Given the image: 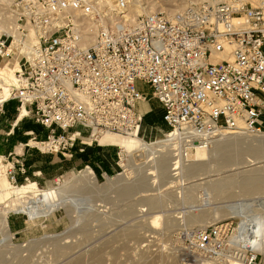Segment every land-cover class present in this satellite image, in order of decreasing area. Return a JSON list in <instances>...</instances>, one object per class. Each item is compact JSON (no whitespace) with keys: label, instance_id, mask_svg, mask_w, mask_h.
<instances>
[{"label":"built area","instance_id":"obj_1","mask_svg":"<svg viewBox=\"0 0 264 264\" xmlns=\"http://www.w3.org/2000/svg\"><path fill=\"white\" fill-rule=\"evenodd\" d=\"M129 4L13 1L0 59L12 57L14 29L23 46L19 60L29 69L16 72V87L0 106L18 101V117L25 110L21 120L33 117L48 131L44 141L33 138V148L71 158L77 142L100 145L97 136H133L144 120L140 104L149 100L162 107L169 129L164 137L178 130L181 145L207 148L224 132L264 131V2L199 0L174 14H143L135 21L128 16ZM83 16L95 31L89 47L83 44ZM31 33L34 45L28 44ZM220 54L228 59H215ZM118 149L116 166L122 159ZM18 163L14 158L7 163L12 179ZM19 170L26 173L23 166ZM227 244L220 226L195 237L196 250L212 258L225 256ZM253 253L241 260V252L235 256L243 264H261Z\"/></svg>","mask_w":264,"mask_h":264},{"label":"rangeland","instance_id":"obj_2","mask_svg":"<svg viewBox=\"0 0 264 264\" xmlns=\"http://www.w3.org/2000/svg\"><path fill=\"white\" fill-rule=\"evenodd\" d=\"M131 1L130 5L134 6L132 9L128 8L129 17L136 15V9L143 10L144 8L149 13L174 14L189 2L199 0H142V3ZM245 1L251 6H256L262 0ZM130 11L132 12L130 13ZM141 14H145V12ZM3 62L0 59V64ZM137 86L140 90L148 91V87H144L140 83ZM145 105L149 109L147 112L144 110ZM142 106L146 128L145 139L152 142L161 140L169 130L162 120V107L155 100H149ZM2 121L4 120L0 117V129H6V125ZM232 135L236 137L237 134H227L226 136L229 138L226 137V139L234 140ZM243 137V135L239 136V141L231 147L232 149H227L228 152L217 153L212 149L205 154L202 157L204 160L201 162L204 165L203 170L194 173L181 170L180 184H177L173 177L169 179L171 166L166 154L160 155V162L158 160L155 163L148 162L143 152L136 151L131 157L126 155L127 171L123 172V176H117L121 170L118 166L116 167L114 162L119 161L116 157L119 149L114 146L97 147V149L112 151L114 162L108 166L109 171L94 168L84 158L74 160L73 157L62 156L58 163L53 164L51 160L43 157L46 153L36 148L33 150H36L38 155L26 157V162H22V159L15 155L6 156L5 161L0 158L5 167L13 158L18 159L19 163L16 164V169L19 165L20 168L23 166L26 170L25 174L19 170L18 185L25 184L28 178L29 181H36L40 188L45 190L57 187L60 182L74 181L89 165L101 183L113 178L115 181L128 180L127 186L124 187L107 189L99 194L95 192L77 195L76 200L80 201L79 205H75V208L68 207L65 212L55 213L47 218L32 222L23 214L10 215L9 231L4 236L0 230V264H201L202 262L205 264H230L225 261L224 255L212 258L208 253L196 250L195 237L197 233L200 230L216 226L222 227L227 235L228 244L225 254L235 256V253L238 252L237 249L231 248L229 244L231 238V241L239 244L243 250L257 253L261 264H264V252L254 251L247 246L244 249L242 246L241 235L237 229L240 219L232 215L238 205L243 203L248 207L245 208L249 216L264 217V191L259 194H244L238 186H233L225 191L230 194L222 195L214 185V182L220 179L232 181L233 177L242 175L245 170L251 172L253 169H264V162L247 167L249 160H253V156L245 152L251 139L247 140ZM113 145L119 146L118 144ZM81 147L82 145H80V149H82ZM87 148L85 147L83 153L80 154H85ZM4 149L7 148L0 146V151ZM46 156L48 157V155ZM133 156H135V160H132ZM261 157L259 161L264 160V153ZM190 158V162L194 160V156L191 155ZM27 164L31 167L37 165V168L42 169L43 173L32 175V169H30V174L27 175ZM154 165L157 166L156 174H159L161 178L157 181L150 180V176H148L149 169H154L152 168ZM121 166L123 169L125 168L123 164ZM116 168L118 169L116 170ZM176 168L180 169V165L177 166L175 163L173 169L176 170ZM103 172H106L108 176L102 175ZM200 176L204 179L197 180L201 178ZM8 178V174L2 179L0 177V189L4 187V182ZM211 183L212 186H208ZM189 187L187 192L185 188ZM154 199L157 201L155 202ZM141 203L145 205H143L144 210L140 206ZM151 204H154L155 207ZM158 210L161 212H157ZM158 214L161 216L159 224L154 218ZM202 221H206L205 224L208 226H203L204 222L202 223ZM237 234L240 236L238 237ZM253 252H247L245 255L254 254ZM196 257L199 261L195 262ZM200 260H202L201 263H198ZM235 261L237 260L235 259Z\"/></svg>","mask_w":264,"mask_h":264},{"label":"bare ground","instance_id":"obj_3","mask_svg":"<svg viewBox=\"0 0 264 264\" xmlns=\"http://www.w3.org/2000/svg\"><path fill=\"white\" fill-rule=\"evenodd\" d=\"M13 1L14 0H0V37H1L2 32L7 29L6 20L10 22V20L12 21V19L14 18L11 16V12H10V7L13 4ZM220 1H225V0H219L217 2H220ZM249 1L256 2L257 0H249ZM129 2H131L132 4L131 0H129ZM135 2L142 3L143 1L135 0ZM263 2L264 0L256 4V6L263 4ZM132 6L134 5L129 4L128 8L131 7L130 9H132ZM131 12L132 11H130V13ZM135 12H136V15L134 16L131 15L130 16L131 18L129 17L131 21H135L137 18L135 19L133 17L135 16L137 17V15L140 16V14L144 12L145 14L158 13V12L149 13L146 11L145 8L143 10L136 9ZM80 21L81 23L85 25V30H86V32L83 34V44L86 47H89L94 41L95 31L92 27V24L89 18L83 16L81 17ZM13 30L14 29H11L10 32L12 34L13 33L15 34V39H14L13 44L9 47V52L11 53L12 57L4 60V62L0 64V103H2L5 99H7L12 89L16 87V84H17L16 72L29 69V66L27 64L22 65L19 60L20 49H23V46H20V43L18 42V39H17L16 32ZM35 43H36V37L34 36L33 33H31L29 40H28V44L34 45ZM12 53L14 54L12 55ZM215 59L217 60L228 59V56L225 54H220V55H217ZM142 104L143 103H141L140 106ZM140 112L141 114H143L141 107H140ZM24 115H25V110L22 111V115H20L19 118H22ZM234 133L237 134L236 137L232 135L234 136V140L230 139L231 141H229L228 139H226V137L227 138L230 137L229 135H228L229 137L226 136L227 134H234ZM145 134H146V128H145L144 120H143L142 126L137 130L136 134L133 136L122 137V136H118L114 134L97 136V140L98 141L101 140L100 141L101 144H112V145L118 144L119 145L118 147H120L121 149L122 159L118 165L121 170V173L117 174V176H121V175L123 176V172L127 171L128 160H125L126 155L131 157L132 154L136 151L143 152L146 156V159H148V162L155 163L159 160V158H161L160 155L166 154L168 155L169 160H170V166H171L170 173L172 174L171 175L169 173V177H170L169 179H172L173 177L177 181V184H180L181 174L183 170H185L187 173L188 172L194 173L198 170H203L204 165L201 162L204 160L202 157H204L205 154L210 152L212 149L213 151L217 153L228 152L226 150L232 149L231 147L236 145L239 139L242 138V137L239 138V136H242V135L245 138H247V140L251 139V141L247 145V148H245V152H248L251 156H253V160H249L248 162L249 165L247 167L254 166L256 164L264 162V160L259 161L261 160L262 158L261 156L264 153V131L259 134H253V133L244 132V131L224 132V133L219 134L217 138L207 148L197 147L193 143H190V144L186 143L185 145H181L180 140L178 138V134H179L178 130H176L174 133H171L170 135L171 138H169V136H167L168 138H165L163 136L161 140L154 141V142L146 140ZM224 140L225 141L227 140V141L225 142ZM34 145H36L35 142H34ZM185 149H187V154H188L187 158H190L191 155L192 157L194 156L193 161L190 162V159L185 158V155H184ZM163 156H162V159H163ZM0 158L3 159L2 161H4V157H0ZM132 160H135V156H133ZM2 161L0 160L1 179L2 177L7 176L9 172V168H10V166L6 165L7 167V171H6V167L4 166ZM175 163L177 164V166L180 165V169L179 168H176V170L173 169ZM121 164L125 166L124 169L122 168ZM152 168L156 170L149 169L148 171L149 172L148 176H150L149 179L150 180L152 179L154 181H157V179L160 180L161 179L160 175L156 174L157 166L154 165ZM105 175L107 174L105 173ZM9 178L6 180V182H4V187L0 189V230H1L2 235L4 236L9 231V216L10 215L23 214L29 221H32V222L37 219L47 218L50 215H53L55 213L65 212V209H68V207L71 208V207H74L75 205H79L80 201L76 200L77 195H81L84 193L91 194L95 192H98L99 194V192L107 190V189L113 190V189H116L122 186L123 187L127 186V181H128V180L125 181V179L121 181L120 180L115 181V179L113 178V179H107L104 183H101L99 182L96 173L90 166L87 167L78 178H75L74 181L70 180V181H65L63 183L60 182V184L57 187L49 188L46 190L41 189L36 182L29 181L28 178H27L28 180L26 181V183L23 185H18L16 183L17 182L16 179H12L10 176ZM202 179L204 178L201 177L200 179H197V180H202ZM190 182H193V181H190ZM198 185L207 186L203 184H198ZM214 185H215V189H218V191L222 195L230 194V193L227 194V192L225 193V191L227 190V188H231L233 186H238V188L242 191V193L244 192V194L245 193L259 194L264 191V169L263 170L253 169L251 172L245 170L242 175H239L238 177H233L232 181L220 179L219 181L214 182ZM208 186H212V183L211 185H208ZM189 189L190 187L185 188L187 192ZM159 201L162 202L161 199H159ZM155 202L154 204H157ZM154 204H151V205L155 207ZM143 205L141 203L140 206H142L144 210L145 205L144 206ZM245 207L247 206L243 205V203L239 204L237 210L232 213L233 216L240 219L239 220L240 225L237 229L241 235L240 237L241 238L240 240L242 242L241 244L244 247V249L246 248L245 246H247L248 248H251L254 251L264 252V217L258 216V215L249 216V213ZM159 211L160 210H158L157 212ZM167 217H168V214H167ZM154 218L157 219V223L159 224V222L161 221V216L158 214ZM203 222L204 221H202V223ZM205 223L207 222L205 221L202 225L205 227L206 225L208 226V224H205ZM237 235L238 237L240 236L239 234ZM229 244L231 245V248L238 250V254L241 252L239 260L243 258L244 254H246L247 252H251V250H243L239 244L232 242L231 238L229 240ZM236 257L237 256L226 254L225 261H228L230 264L231 263L232 264H243L242 262H239ZM235 258L237 261H235ZM197 260L199 261V259H197L196 257L194 261L196 262ZM201 261L202 260H200V262L198 263H201ZM201 264H205V263L202 262Z\"/></svg>","mask_w":264,"mask_h":264},{"label":"crops","instance_id":"obj_4","mask_svg":"<svg viewBox=\"0 0 264 264\" xmlns=\"http://www.w3.org/2000/svg\"><path fill=\"white\" fill-rule=\"evenodd\" d=\"M18 107H19V103L16 100L7 101L3 104L2 107L0 106V117L2 120H4L2 121L3 124L6 125V129L4 127H3L4 129H0V146L7 148L0 151V156L6 158V156L10 157L12 155H15L16 157L17 156L20 157L22 159V162H26V157H32L38 155V152L36 150H33L32 147V145H34L33 138L36 137L38 140L44 141L47 138L48 131L45 128H43L40 124H38L33 117H27L21 120V118L18 117L19 115ZM140 107L141 109L143 108L142 105ZM144 110H146V112L149 110L146 107V105ZM80 145L81 144L77 142L76 146L73 149L74 160H77L78 158H84L85 160H88L90 162L91 166H93L96 169L97 168L102 169L103 171L104 169L108 170L109 168L108 166H110V164L114 162V157L111 150L97 149V147L98 148L111 147L112 144L109 145V144L100 143L99 145L95 143L93 145H87L85 146L86 148L88 147L86 149L85 154H80L83 153L80 149ZM11 146L12 149H10ZM85 147L82 146L81 148H85ZM46 155H48V157ZM46 155L43 157H46L49 160H51V163L53 164L58 163L60 161L59 158L62 157L60 155H53L48 153H46ZM116 157H117V153H116ZM114 163L116 164V162ZM27 167H28L27 175L30 174L31 171L30 169H32V175H39V173L41 174L43 173L42 169L37 168V165L31 167L29 164H27ZM16 170L17 172L15 173L16 174L15 177L18 182L19 165L17 166ZM110 171L112 170L110 169Z\"/></svg>","mask_w":264,"mask_h":264}]
</instances>
